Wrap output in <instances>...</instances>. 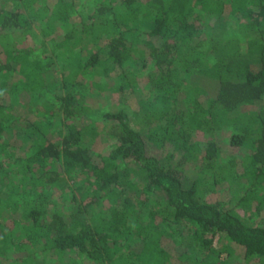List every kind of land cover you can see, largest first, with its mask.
<instances>
[{
	"label": "trees",
	"instance_id": "obj_1",
	"mask_svg": "<svg viewBox=\"0 0 264 264\" xmlns=\"http://www.w3.org/2000/svg\"><path fill=\"white\" fill-rule=\"evenodd\" d=\"M3 1L0 264H264V0ZM97 84L144 93L96 111Z\"/></svg>",
	"mask_w": 264,
	"mask_h": 264
},
{
	"label": "rangeland",
	"instance_id": "obj_2",
	"mask_svg": "<svg viewBox=\"0 0 264 264\" xmlns=\"http://www.w3.org/2000/svg\"><path fill=\"white\" fill-rule=\"evenodd\" d=\"M43 51H44V48H39V49H37L36 53H41ZM127 65H129L130 67L136 66L139 69L140 68L139 67L140 66L139 54L134 53L133 55H131L130 59L126 63V66ZM130 67H128V68H130ZM49 82H52V80H49ZM117 88H118L117 85H113L107 89L105 88V89L101 90V88H99V86L97 84V85H94V88L91 86V88L86 89V91L84 92V94H85L84 99L86 100V102L91 103V105H93L92 107H94V109L96 111H99V110L114 111V110H116V108L120 107V105L122 103L123 104L126 103V105L129 108L133 109V111H134V108H137V106L139 105L138 100H140L141 95L144 93V89H142V87H140V88H138V90H136L134 92H132L131 90H126V91H124L123 94H120L119 92H117L118 91ZM57 93H59V92H57ZM60 93H61V91H60ZM29 99H30L29 94H27L25 92H21V91L17 94L10 95L9 104H10L11 108L15 109L14 110L15 115H17V117L19 118L18 121H24L25 118H23V117H32V116H33V118L37 117L35 122L41 121L42 115L44 113L43 106H42V104H44L43 102L48 100L49 102L55 103V101H56L55 93L53 92V90H49L48 92H46V94L41 95L37 99L31 97L30 101H33L32 103L27 102ZM21 105L24 106L25 109L22 108ZM19 107L22 109H20ZM134 115L135 114L132 115V119H133L132 122L135 125L141 126V128H142L144 122H142L143 120L138 119L141 116L137 117ZM33 131H34V128L27 135L32 137V139L37 140L38 136L31 134ZM25 137H27L26 134H25ZM110 139H111V136L106 134V136H104L101 139L100 143H104V144L108 143V141ZM186 173L188 175V178H186V182H187V184H189L191 179H193L195 176L196 169H192L189 166L186 169ZM221 189H222V187L218 186V188H217L218 192L208 194V198L226 201L227 196H225L223 190L221 191ZM60 198L61 197L58 196L57 197L58 200L56 199L59 205L60 204H62V205L68 204V202L66 200L64 201L63 199H60ZM2 212H3V214L7 213V211L5 210V207L3 208ZM218 244H219L220 249H224L225 251H227V253H228L227 257L229 259L231 258L234 261L241 262L242 256H243L242 255L243 249L240 245H238L237 243H234L233 241H230L227 238H222ZM9 261H12V260H8V259L3 260V264L8 263Z\"/></svg>",
	"mask_w": 264,
	"mask_h": 264
}]
</instances>
